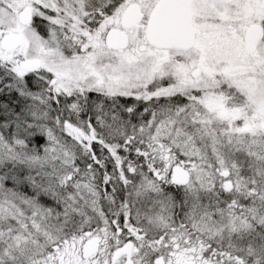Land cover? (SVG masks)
Listing matches in <instances>:
<instances>
[{"label":"snow or ice","instance_id":"6c2138e0","mask_svg":"<svg viewBox=\"0 0 264 264\" xmlns=\"http://www.w3.org/2000/svg\"><path fill=\"white\" fill-rule=\"evenodd\" d=\"M0 264H264V0H0Z\"/></svg>","mask_w":264,"mask_h":264}]
</instances>
